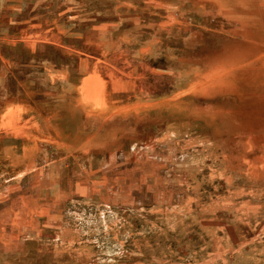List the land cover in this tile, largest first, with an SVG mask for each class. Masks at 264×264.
<instances>
[{
	"label": "rangeland",
	"instance_id": "1",
	"mask_svg": "<svg viewBox=\"0 0 264 264\" xmlns=\"http://www.w3.org/2000/svg\"><path fill=\"white\" fill-rule=\"evenodd\" d=\"M5 61L12 97L50 99L0 171L25 210L50 189L32 264H264V0H0Z\"/></svg>",
	"mask_w": 264,
	"mask_h": 264
},
{
	"label": "crops",
	"instance_id": "2",
	"mask_svg": "<svg viewBox=\"0 0 264 264\" xmlns=\"http://www.w3.org/2000/svg\"><path fill=\"white\" fill-rule=\"evenodd\" d=\"M4 64L0 72V171L6 166L15 171L23 162H32L37 147L44 144L38 139H50V99L45 104L33 98L26 104L22 97H12L7 61ZM81 101L68 108L64 124L78 135L85 131L86 112ZM40 103L46 109H39ZM36 183L50 186V181ZM22 184L23 181H0V264H32L26 255L28 244L35 242L44 249L50 240V189L45 194H32L33 210H25L23 200L28 197L21 192ZM41 264L49 263L42 260Z\"/></svg>",
	"mask_w": 264,
	"mask_h": 264
}]
</instances>
